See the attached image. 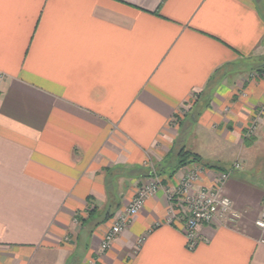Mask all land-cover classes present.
<instances>
[{
	"label": "crops",
	"instance_id": "obj_1",
	"mask_svg": "<svg viewBox=\"0 0 264 264\" xmlns=\"http://www.w3.org/2000/svg\"><path fill=\"white\" fill-rule=\"evenodd\" d=\"M258 64L264 0H0V264H264ZM236 162L237 224L190 247L161 189L101 251L149 166L200 188Z\"/></svg>",
	"mask_w": 264,
	"mask_h": 264
},
{
	"label": "built area",
	"instance_id": "obj_2",
	"mask_svg": "<svg viewBox=\"0 0 264 264\" xmlns=\"http://www.w3.org/2000/svg\"><path fill=\"white\" fill-rule=\"evenodd\" d=\"M258 121L249 127L246 137L256 135ZM149 173L142 182L130 204L119 213L117 219L110 225L105 233L100 249L108 250L114 240L131 224L135 215L144 208L146 200L155 196L161 189L165 190L170 202V218L178 219L182 225V232L188 240L190 247H195L199 240V227L202 224H212L221 221L225 224H237L242 213L236 210L232 200L222 193V186L232 176L233 172L241 168L236 162L230 169L215 170L214 182L211 186L196 188L200 174L206 167L197 164L192 169L186 170L176 187H166L159 178L157 167L149 166ZM209 169V168H207ZM255 225L264 230V210L255 221Z\"/></svg>",
	"mask_w": 264,
	"mask_h": 264
},
{
	"label": "rangeland",
	"instance_id": "obj_3",
	"mask_svg": "<svg viewBox=\"0 0 264 264\" xmlns=\"http://www.w3.org/2000/svg\"><path fill=\"white\" fill-rule=\"evenodd\" d=\"M259 65V64H258ZM259 66H261V65H259ZM261 67H264V65H262ZM255 121H258V124H259V121H260V117H258ZM254 121V122H255ZM252 125V124H251ZM251 125H250V127H251ZM194 166H196V165H188L186 168H184V172H183V174L185 173V171L187 170L188 171V169H192ZM149 172H147V174H148ZM157 173H158V176H159V178H161V176H160V174H159V169L157 168ZM147 174H146V176H147ZM162 179V178H161ZM142 184V183H141ZM141 184H139L138 186H137V191L139 190V188L141 187ZM121 212V211H120ZM119 211L117 212V213H114L113 214V216L111 217V224L117 219V217L116 216H118L119 215V213H120Z\"/></svg>",
	"mask_w": 264,
	"mask_h": 264
},
{
	"label": "trees",
	"instance_id": "obj_4",
	"mask_svg": "<svg viewBox=\"0 0 264 264\" xmlns=\"http://www.w3.org/2000/svg\"><path fill=\"white\" fill-rule=\"evenodd\" d=\"M180 156H181V161H180V163H183V162H185V161L188 159L189 156H191V154H190L189 152L182 151ZM207 165H208V164H207ZM209 166H210V165H209Z\"/></svg>",
	"mask_w": 264,
	"mask_h": 264
}]
</instances>
